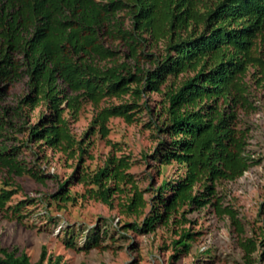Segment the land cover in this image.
I'll return each instance as SVG.
<instances>
[{"label": "trees", "instance_id": "obj_1", "mask_svg": "<svg viewBox=\"0 0 264 264\" xmlns=\"http://www.w3.org/2000/svg\"><path fill=\"white\" fill-rule=\"evenodd\" d=\"M120 9L129 16L130 26L117 18ZM105 34L125 41L133 61L119 60L116 49L104 43ZM160 39L159 55L144 50ZM260 46L264 0H0V171L5 172L0 209L19 216L30 200L9 203L20 188L13 174L40 181L50 175L37 162L19 156L22 146L38 142L79 156L74 173L60 181L51 197L74 199L68 186L75 178L87 184L82 194L113 207L114 194L124 193L121 211L142 212L145 199L127 170L128 155L109 152L93 171H85L81 163L91 132L105 136L113 115L136 119L147 105L141 98L157 91L155 110L162 119L152 157L157 170L170 162L182 170L161 179L140 222L124 225L138 232L154 230L158 224L176 226L170 255L176 259L198 233L183 225L190 221L189 211L210 204L216 213H227L235 221L234 209L222 203L216 184L235 178L257 160L245 152V129L237 127L236 120L238 106L248 103L245 73L252 66L257 78H264ZM140 56L153 64L141 65ZM23 76L26 90L13 104L1 102L10 82ZM110 97L118 101L99 105ZM84 102L96 109L89 129L77 137L70 123ZM40 103L47 111L37 122H29L31 110ZM16 130L25 137L11 133ZM258 240L264 245V234L241 241L246 264H252L250 253ZM0 264L68 263L60 254L47 255L44 246L34 261L24 250L0 246Z\"/></svg>", "mask_w": 264, "mask_h": 264}, {"label": "rangeland", "instance_id": "obj_2", "mask_svg": "<svg viewBox=\"0 0 264 264\" xmlns=\"http://www.w3.org/2000/svg\"><path fill=\"white\" fill-rule=\"evenodd\" d=\"M116 16L123 26H130V18L124 9L118 10ZM103 38L106 45L116 49L119 60L133 61L125 41L107 34ZM260 49L264 53V46ZM144 50L159 55L163 51L162 40L153 45L146 44ZM152 61L140 56L138 62L151 66ZM103 62L105 60H101ZM252 71L251 66L244 76L248 103L238 106L236 126L245 129V152L257 160L235 178L221 179L216 184L222 203L234 209L235 221L227 213H216L210 204L189 211L190 221L183 225L198 233L188 251L176 259L170 258L174 251L171 240L176 236L173 227L176 226L158 224L154 230L138 232L124 225L125 222H140L151 208L161 179L176 176L182 170L176 162L160 165L159 170L155 165L152 154L159 142L157 124L162 115L155 110L160 94L151 91L141 98L147 105L136 113V119L125 121L121 116L113 115L107 120L105 136L97 130L90 133L87 153L91 156L85 153L81 163L82 169L93 171L109 152L128 155L131 163L127 170L132 173L145 199L142 212L127 214L121 211L124 193L114 194L113 207L82 194L87 184L75 178L68 186L75 198L64 202L54 199L49 193L74 173L79 156H67L58 149L29 142L28 146H22L19 156L37 162L50 175L41 181L24 173L12 175L20 188L12 194L9 203L30 200L24 204L19 216L0 209V246L24 250L31 261L38 258L44 246L47 255L60 254L68 264L81 261L89 264H246L241 241L246 236L259 239L264 234V78H257V73ZM25 78L10 82L1 102L15 103L26 90ZM116 101L117 98L110 97L101 100L99 105ZM95 109L90 102H84L77 116L71 119V128L77 137H83L89 129ZM45 111L47 107L43 103L34 106L29 122H37ZM11 133L20 138L26 135L17 130ZM3 175L5 172L0 171V183ZM102 229L106 232H101ZM86 238L90 243H86ZM94 239L98 245L93 244ZM262 253L264 245L258 240L250 253L252 264H264Z\"/></svg>", "mask_w": 264, "mask_h": 264}]
</instances>
